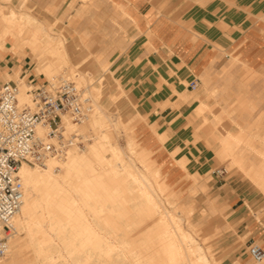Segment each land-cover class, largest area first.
<instances>
[{
	"label": "rangeland",
	"instance_id": "374dc122",
	"mask_svg": "<svg viewBox=\"0 0 264 264\" xmlns=\"http://www.w3.org/2000/svg\"><path fill=\"white\" fill-rule=\"evenodd\" d=\"M21 1L22 0H12L10 3H7L5 0H0V9L3 10L4 7L6 8L7 6V8L10 7L12 9L16 7L14 10H19L18 7L20 6ZM26 1V9L30 8V10L28 9V11H31V14H33L37 18H45V20L49 24H52L57 19L59 20L54 31L56 33L60 31L63 34L68 45L74 46L78 43L76 41V35L71 31V29L76 28L77 20L76 24L70 29L69 25L71 24L69 21H66V15L68 17L71 12L73 13V15H75L76 11L80 10V6L84 5L82 2L78 0H43V5L46 8H53V6L57 3V12H63L64 15L66 14L63 17V20H60L54 13L49 14L48 12H45L44 8L42 6L40 7L35 0ZM112 1L121 3V0ZM210 1L213 0H202L200 2H196L194 8L203 7ZM192 2V0H174L172 3L170 1V13L163 14V16L167 18L166 20L171 22L173 28L175 29L176 34L173 39L177 40L179 37L180 42V36H182V33L185 32L191 33L193 35V40L197 39L195 38V35H197L198 33L193 30L192 23L186 21V13L191 9L192 4L194 3ZM148 4L150 3L148 2ZM106 5V7L108 8V4ZM7 8L3 11L7 10ZM124 11L127 13V15H124V13H122L123 18L128 19L131 22V19L133 20V18H131L130 16L133 14L131 13L130 9L124 6ZM171 18L179 19L171 20ZM83 21V18L80 19V22ZM100 22L104 25L107 24L110 27L112 26V24H110L107 20L100 19ZM164 22L165 21H163L162 24H164ZM90 24L97 25V23L94 21H92ZM77 32L81 35L79 37V40L81 41L80 38H84L83 32ZM150 32V37L146 36L141 30H138L137 35L132 31H127L126 34H122L121 32L116 33V43L111 45L107 54L108 59L110 60V62H112V64H101L105 69L107 68V71L104 72L105 74L102 76V85L98 84L97 81V78L101 75L100 72H97L92 67H88V64H82V66L76 67V65H78L77 62L81 59L80 57H82V55H85L86 53L83 45L77 48L76 52H78V54H72L71 56V65L72 67H74L73 75L76 74L78 78H82L85 80L88 79L90 80V82L94 80V84L90 85V90H87L86 88H83V85H80V87L83 89L84 94L86 96L88 95L87 97L90 98L91 103L92 101H95L91 98V94H95L93 88H101L102 94L98 101L105 110L102 116L105 119H108L107 125L102 126L100 130V132H103V135L106 136L103 148H115V150L119 154L117 159L112 158V160H114L113 168L119 171V177H117V179H114L112 174L108 172V170L112 169V167L106 166L101 168V165L98 164V161L95 159L94 154L88 152L90 160L95 164L98 173L102 174L103 187L98 189L99 192L102 193V196L97 198L96 202L103 203L107 208L112 209H122L127 207L131 208L132 203L134 202H146L145 199L134 200L129 197L128 191L123 189L124 183L121 180L126 177L125 172L120 171L124 168L126 170L135 171L138 179H141V177L152 178V174H149L146 171V168L138 163L137 159H133L134 154L132 156V153L127 147L128 141L134 138L138 142L137 149H145L149 153L150 159L155 162L150 170L155 171L161 168L167 171L166 174L162 172L165 180L163 185L168 186L167 193L169 195L166 198H162V196L159 195L157 186L155 183H153V181L143 184V187H145L147 191L152 196H154L151 201L154 202L156 206L163 208L164 211H171L170 214L174 215L178 225L181 226L182 231L188 230L189 234L193 235L194 240L191 241H194L196 244L200 245L201 248L206 252L208 257L210 256V254L212 255L210 257H217L216 259L218 260L219 264H239L241 258L245 257L246 255L249 256V247L253 245L245 244L247 236L241 234L242 232H244V215H248L250 216L251 220L253 219L255 221H260L261 223L263 222L264 218V206L262 205V199L264 198V195L258 188L259 186L257 180H253V178L260 179L261 176H264V145L256 137L257 134L264 135V115H261L262 117L260 116L262 118V121H260V117L258 118L259 122H261V124L259 125L261 126H255L258 120H256L257 113H254V115L250 117V122L252 123L256 120V122H254L255 124L252 123L249 127L245 128L253 129H251L249 136H254L255 134L256 138L251 136L250 138L253 139L251 140L248 137V139L251 140L248 141L249 143H253V146L257 149H250L251 151H245V154L248 158L253 157L254 159H250L251 161L245 164V168L241 165V160H237L235 158V151H237L240 146H244L245 148L249 149V147L245 144L237 143L233 140L235 142V148L233 149V151H229L223 158L221 156L222 149L220 147L214 148L211 152L206 150L205 144L203 142L195 141L197 135L196 133L192 132V128L188 126L187 120L191 123L195 122V119H197L198 115L194 110L196 103L192 102L188 104L184 102L188 101L192 97H195L196 95L203 94L205 81L201 76L196 79V82L198 84L196 90L192 91L189 88L190 82L184 80L181 82V84H179V87L185 90L184 93H174L172 96V100L168 99L160 102L158 101L153 105L152 113H146V116L139 112L140 118L134 120L136 125L133 129H129L127 127L123 128L121 126L120 128L112 127L111 123L109 124V121L113 120L115 115H118L120 117L122 123H127L130 119H133L136 116L138 109L140 111L142 110L138 102V96L133 93V86L135 84V86L137 85L138 87H140L141 82L143 81V77H146V74H138V77H140V79H136L135 81L131 80V78H133L134 76L132 74L126 75V72L123 71L122 64L119 63V59L123 58V60H125L131 57L133 54L132 45H139L142 41H144L145 53L147 55L153 54L154 56H157L159 60H161V58H164L163 54L155 50V47L151 42L156 34L159 35V31L155 29L150 30ZM132 36L133 38L134 36H136V39L131 43V41L133 40ZM215 46L216 47H214V49L217 50L218 55L215 56L209 64V71H212L217 66V71L219 72L225 64H232L233 66L242 65L243 69L246 70L250 68L247 62L242 60L239 55L234 54V51H232L231 49H223L219 45ZM24 54H26L27 57ZM228 54L230 58L226 57V55ZM91 57L92 59L101 60L100 55L94 53ZM46 61V57L38 59L37 56L30 54L29 51H25L24 53L18 55H13L7 49H5L4 51L0 50V84H2L3 82H10L17 86L18 81L22 79L24 81L25 87L27 88H25L26 91L30 87L40 86L48 81L44 77L38 76L36 69H42L46 65ZM137 62L138 60L136 61V63ZM128 65L134 66V63H128ZM247 67L249 68L247 69ZM164 82V80H160L159 78V87L161 84L166 83ZM20 83L21 81H19V84ZM257 87L258 84L253 85L254 90H257ZM119 93H121L119 97L116 96ZM212 95L214 96L213 92ZM207 103L210 105L208 108L210 112L205 114L206 118L208 119V123H211L218 117L223 118V120L219 121L218 130H215V133H213V135H209V138L212 140V142H215L216 140V143H214V145L217 143L220 144V139H222L223 137L222 133L219 132V130H221V126L229 129L232 133H236L238 131V128L236 125H234L233 122H231L230 116L221 110V106L215 103V99L208 98ZM143 113L145 114L144 111ZM151 114H157L156 116H158V119L155 122L151 121ZM168 114H170L168 117H164ZM182 115H184V118L182 117ZM169 117L173 118L169 121V119L167 120V118ZM177 120H182V123L180 122L181 129L186 128L187 131H190L191 135L188 139H190L191 141H186L182 146L187 148L189 147V150L191 152H189L188 149L180 151V149L178 148L179 146H177L173 150H168L169 156L171 158L170 162H165L164 165H161V162L157 160L156 156L153 154V150L151 149L150 145H154L155 141L164 146L167 140L171 138L172 134H174L176 125L173 126L172 124ZM201 121L202 119L200 118L198 120V123L196 124H199ZM252 125L253 127H251ZM161 132L166 134L167 136V138L163 141V144L157 138V134ZM82 134L86 135L88 141L85 143L84 147L79 148L80 151H84L85 148H97V140L100 137L99 132L94 133L90 128H87L86 132H83ZM149 138H151V140ZM203 140L211 144V140H208L207 137ZM197 148H199V150ZM196 153L205 157L201 159H195L194 156L196 155ZM104 156H106V154ZM172 157H174V159H181L183 157L187 158V163L189 166L188 170L190 172H195L196 178L199 177L201 179L197 182L194 177L192 178L187 177L184 174H176L173 170V165L171 164V162H173ZM104 159L105 162L106 160H108L105 157ZM252 162L254 164H252ZM30 167L33 169L36 167H39V169L45 168L43 165ZM139 168L146 172V176L140 174ZM220 169L225 170V173L221 176H217L214 172ZM55 174H60V170L57 169ZM132 186H136V184H132ZM247 190L251 193V195H253L254 200L258 202V210L261 211L258 212L257 210V212L253 214L245 207L248 211L245 210L241 215H237L236 211L239 210L242 205H245L244 199V202H242V199L240 198H244V192H247ZM112 194L113 197H109ZM157 195L158 197H160L158 198ZM228 195L229 198H227ZM226 199H229L228 207L222 205L221 202ZM104 217L108 219H122L126 216H117L107 213L104 214ZM134 217L135 219L142 218L139 215H136ZM151 218L155 219L156 215L151 216ZM122 223L123 222H120L119 224ZM188 227H194L196 230L191 231ZM138 234L139 231L134 232V235L137 236ZM10 248L12 251L11 255L5 256L4 258L0 259V264H36L34 257L31 255V252L28 251L29 249L27 236L23 231L16 233L15 236L10 240ZM138 251H140L142 255H150L156 253V251H158V248H147L141 250L138 249ZM54 256L55 258H59L60 253L56 252ZM146 256L148 257V255ZM117 264L127 263H125L124 261L121 262L120 260Z\"/></svg>",
	"mask_w": 264,
	"mask_h": 264
},
{
	"label": "bare ground",
	"instance_id": "6f19581e",
	"mask_svg": "<svg viewBox=\"0 0 264 264\" xmlns=\"http://www.w3.org/2000/svg\"><path fill=\"white\" fill-rule=\"evenodd\" d=\"M5 1L10 3L12 0ZM78 1L84 5L92 2V0ZM112 2L117 8L124 10L121 3ZM26 3V0H22L18 7L19 10H14L16 7L12 9L7 6L5 11H3L6 9L5 7L3 10L0 9V50L7 49L13 55L29 51L38 59L46 57V65L42 69H36L38 76L44 77L50 83L59 79L72 80L78 86L83 85V88L90 90V85L94 84V80L90 82L88 79L78 78L76 74L73 75L74 67L71 65L70 48L63 34L60 31L58 33L54 31L56 23L49 24L37 18L31 14V11H28L30 8L26 9ZM124 14L127 15L125 11ZM158 15L157 20L160 26L165 19ZM130 17L137 20L136 28L140 30L137 16L131 15ZM260 19L264 20V17L262 16ZM67 21L71 24L72 19L69 18ZM145 35L151 36L149 29ZM83 36L84 38H80L81 43L87 47V38L84 32ZM198 37L201 35H195V38ZM214 47L216 46L214 45ZM24 55L27 57L26 54ZM19 81H21L20 84ZM19 81L17 85L20 86L17 96L19 104L30 106L24 81L22 79ZM97 81L102 85L101 76L97 78ZM93 89L95 94H91V98L95 101H92V109L86 121L79 126V130L83 133L87 128H90L94 133L99 132L97 148H85L84 151H80L79 148L73 147L64 157L48 159L43 165L44 169H39V167L33 169L27 163L21 164L18 175L23 185L24 197L22 205L13 219L15 233L10 240L16 233L23 231L27 236L28 251L31 252L36 264H117L120 260L127 264H219L217 257H210L212 256L210 254L209 258L200 245L191 241L194 240L193 235L189 234L188 230L182 231L174 215L170 214L171 211H164L163 208L156 206L151 201L154 196L143 187V184L153 181L159 195L166 198L169 195L167 193L168 186L163 185L165 180L162 172L166 174L167 171L161 168L151 171L150 168L155 162L150 159L149 153L145 149H137L138 142L134 138L128 141L127 147L132 156L134 154L133 159H137L138 163L145 167L149 174H152V178L141 177L138 179L135 171L124 168L120 171H124L126 177L121 180L124 183L123 189L128 191L129 197L134 200L145 199L146 202H134L131 208L122 209L107 208L105 204L96 202V199L102 196L98 190L103 187L102 174L98 173L88 152L94 154L101 168L112 167L108 172L114 179L119 177V171L113 168L114 160L112 158L117 159L119 154L115 148H103L106 136L100 130L102 126L107 125L108 119L102 116L105 110L98 101L102 94L101 88ZM208 94L213 96L211 92ZM200 108L203 110L204 106L201 105ZM139 112L146 116L142 110ZM261 117L260 121H262ZM257 120L259 122V119ZM258 122L255 126H261L259 125L261 122ZM110 123L112 127L126 128L118 115H115L113 120L109 121ZM63 124L66 132L74 127L67 119L63 121ZM251 129L233 140L255 150L253 143H249L253 140L250 138L253 135L249 136ZM37 133L43 137L46 134V129L39 126ZM157 135L163 144L167 138L166 134L161 132ZM256 137L264 145V135L257 134ZM212 143H205L207 151H212L216 147ZM104 157L108 159L106 162ZM172 158L171 164L176 174L194 177L197 182L201 179L196 178V175L188 170L184 160ZM57 169L60 170V174H55ZM139 169L140 174L146 176V172ZM263 178L264 176H261L260 179L253 178V180H257L258 188L264 195ZM132 184H136V186H132ZM109 197H113V194ZM107 213L126 217L108 219L104 217V214ZM136 215L142 218L135 219ZM153 215H156L155 219L151 218ZM120 222L123 223L119 224ZM188 228L191 231L196 230L194 227ZM136 231H139L137 236L134 235ZM147 248H158V251L150 255L146 254L148 257L138 251V249ZM11 252L9 243V251L6 256L11 255ZM56 252L60 253L59 258H55Z\"/></svg>",
	"mask_w": 264,
	"mask_h": 264
},
{
	"label": "crops",
	"instance_id": "0c3cea01",
	"mask_svg": "<svg viewBox=\"0 0 264 264\" xmlns=\"http://www.w3.org/2000/svg\"><path fill=\"white\" fill-rule=\"evenodd\" d=\"M35 1L40 7L44 8L45 12L49 14L54 13L60 20H63V17L66 15L63 12H57V3L54 6L52 5L53 8H46L43 5V0ZM147 1H120L122 5L130 9L134 16H137L140 30L144 34H146L148 29H157L159 31V35L156 34L151 42L155 50L164 55V58H161V60L153 54L147 55L145 53L144 41H142L139 45H132L133 54L131 57L125 60L123 58L119 59V63L122 64L126 75L132 74L134 76L131 80L140 79L138 74H146L140 87L134 84L133 93L138 96V102L142 110L145 113H152L153 105L158 101L172 100L174 93L185 92L183 88L179 87L182 81L187 80L191 83L201 76L205 81L203 94L196 95L184 102L188 104L195 102L196 106L194 110L199 117L197 116L195 122H191L192 125L187 120V124L192 128V132L197 135L195 141L205 144L204 138L207 137L208 140H211L209 135H213L215 130H218L219 121L223 120V118L218 117L216 120L208 123V119L205 116L206 113L210 112L208 110L210 105L207 103V99H215V103L221 106V110L230 116L231 122L238 128L236 133H232L229 129L220 127L221 130L219 132L222 133L223 137L220 139L221 143L215 145L222 149L221 156L224 158L229 151H233L235 148L233 138L242 136L243 132L249 130L245 128L254 123L261 115H264V20L260 19V17H264V0H213L205 6L197 8H194L196 2L202 0H192L194 3L192 2L191 9L186 13V21L192 23L193 30L201 35V37L193 40L192 34L185 32L180 36L181 42L179 41V37L177 40L173 39L176 34L175 29L171 22L163 16L164 13H170L169 2L171 1L172 3L174 0ZM106 4H108V8ZM122 13H124V10L117 8L112 0H92L91 3L80 6V10H77L75 15L72 12L69 14L68 17L72 19L71 25H69L70 29L76 24L77 20L76 28L71 29V31L76 35L78 43L74 46L68 45L71 56L72 54H78L76 52L77 48L83 45L79 40L77 31L84 32L87 38V47L83 45L86 53L80 57L81 59L77 62L78 65L76 67L88 64V67H92L97 72H100L101 77L105 74L104 72L107 69L105 70L101 64H112L107 54L111 45L116 43V33L121 32L122 34H126L127 31H132L134 34H138V29L136 28L137 20L133 18L130 22L128 19L123 18ZM157 14L162 19H165L164 24L160 26L158 25ZM68 17L66 15V19ZM82 18L84 21L80 22ZM100 19L107 20L112 26L102 24ZM177 19L179 18H171V20ZM42 20L47 23L45 18ZM58 21L57 19L53 23L57 24ZM92 21L96 22L97 25H91ZM135 37L133 38L132 36L133 40L131 43L136 39ZM214 45H219L223 49L233 50L234 54L239 55L252 69L249 67L250 70L248 68V70L243 69L242 65L233 66L232 64H225L219 72L217 71V66L212 71H209V64L218 55L217 50L214 49ZM92 52L100 55L101 60L92 59ZM226 57L230 58L228 55ZM137 60L138 62L136 63ZM128 63H134V66H129ZM159 78L166 82H164L165 84H161L160 87L158 85ZM254 84H258L257 90L253 89ZM210 92H213L214 96H209L208 93ZM120 94L116 96L119 97ZM201 105L204 106L203 110H200ZM139 111L138 109L133 119L124 123L127 128H134L136 125L134 120L140 118ZM254 113H257L256 120L251 123L250 117ZM156 115L151 116V121L155 122L158 119ZM169 115L164 117H168ZM182 117L184 118V115ZM172 118L169 117L167 120L169 119L170 121ZM200 118L202 121L196 124ZM180 122L182 123V120H177L172 124L173 126L176 125L175 132L164 146L155 141L154 145H150L153 154L161 162V165H164L165 162H170L171 158L168 150H173L177 146H179L180 151L189 150V147L187 148L182 145L186 141H191L188 139L191 134L186 128H180ZM151 138L149 139L151 140ZM213 143H216V140ZM197 149L199 150V148ZM246 150L250 149L240 146L235 151V158L241 160V165L244 168L246 163L254 160L253 157L248 158L246 156ZM189 152L191 151L189 150ZM198 153L194 156L195 159L205 157ZM181 159L184 160L188 168V159L184 157ZM252 164L254 163L252 162ZM193 174L196 175L195 172ZM227 198H229V195ZM240 199H242V202L245 201V205H242L236 211L237 215H241L246 208L253 214L257 212L259 204L248 190L244 192V198ZM228 200L221 201L222 205L228 207ZM262 205L264 206V198L262 199ZM260 211L258 210V212ZM243 218H245V224L243 225L244 232L241 234L247 236L245 244L259 246L263 251V256L260 261H256L250 255H246L241 258L239 264H264V218L262 223L253 219L251 220L248 215H244Z\"/></svg>",
	"mask_w": 264,
	"mask_h": 264
},
{
	"label": "built area",
	"instance_id": "2783aa9c",
	"mask_svg": "<svg viewBox=\"0 0 264 264\" xmlns=\"http://www.w3.org/2000/svg\"><path fill=\"white\" fill-rule=\"evenodd\" d=\"M196 81L189 84L194 91ZM18 87L10 82L0 84V259L9 251L15 233L13 219L23 201V185L18 175L22 163L41 166L50 158L64 157L73 147H84L88 141L79 126L91 111V100L72 80L59 79L27 90L30 106H21ZM74 126L65 131L63 121ZM46 134L41 137L37 128ZM217 176L225 173L220 169ZM249 255L260 261L263 251L257 245L249 247Z\"/></svg>",
	"mask_w": 264,
	"mask_h": 264
}]
</instances>
